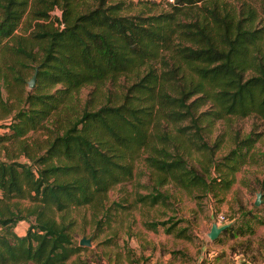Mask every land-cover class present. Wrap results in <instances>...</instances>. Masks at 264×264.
<instances>
[{"label": "trees", "instance_id": "16d2710c", "mask_svg": "<svg viewBox=\"0 0 264 264\" xmlns=\"http://www.w3.org/2000/svg\"><path fill=\"white\" fill-rule=\"evenodd\" d=\"M254 1L243 21L219 0H173L170 10L127 14L123 10L131 5L125 0H93L82 11H77L79 0H0L1 57L28 58L37 77L25 106L0 124L6 128L0 141L17 149L0 156V264H69L82 246L73 240L67 210L131 179L140 150L148 152L145 160L158 184L170 179L189 192L223 198L259 134L250 130L239 136L236 130L233 146L216 159L222 137L209 143L214 124L249 114L264 123V27L253 25L256 8L264 13V0ZM56 6L61 14L52 16ZM192 6L200 13L181 18ZM27 11L45 22L37 21L30 36H18ZM14 40L16 45L10 43ZM127 73L132 81L121 99L91 107L89 100L83 107L74 103L82 85ZM5 78L0 68V80ZM49 118L52 127L46 125ZM39 129L47 138L30 143L28 132ZM192 147L209 154L202 170L186 158ZM167 196L155 189L138 200L153 204ZM239 209L226 220L234 219L223 230L229 237L251 234L264 224V205ZM22 220L28 226L19 234L15 226Z\"/></svg>", "mask_w": 264, "mask_h": 264}, {"label": "rangeland", "instance_id": "374dc122", "mask_svg": "<svg viewBox=\"0 0 264 264\" xmlns=\"http://www.w3.org/2000/svg\"><path fill=\"white\" fill-rule=\"evenodd\" d=\"M93 0H79L77 11L84 10ZM130 7L123 13H137L144 9L149 12L158 13L162 10H170V3L165 0H125ZM227 7L234 9L239 17L245 21L246 6L251 4L256 7L254 0H219ZM33 10V7L30 9ZM60 7L50 10V14L60 15ZM256 18L253 25L264 27V13L256 8ZM31 11H27L16 29L18 36H30L35 29V23L45 22L43 19L34 18ZM200 8L192 6L184 9L180 17L193 19L200 13ZM47 19L46 21H48ZM15 41V42H14ZM10 41L15 43L16 40ZM0 68L5 72L6 78L0 80V92L3 103L0 102V124L10 120L11 115L25 106V96L33 92L37 86L35 75L34 85L28 84L33 75L32 63L28 58H21L18 62L4 61L0 54ZM133 75L123 74L115 79L107 80L99 85L84 84L74 92V103L79 107L89 104L98 105L100 102L119 100L126 85L132 81ZM76 101V102H75ZM52 118L46 125L52 127ZM169 127L172 128L171 124ZM6 131L0 127V132ZM238 130L239 136L250 130L258 132L259 138L255 141L249 151V159L234 173V181L230 188L223 193L221 200L212 195L211 192L202 193L198 190L187 191L176 185L172 180L158 184L156 172L147 165L145 157L146 150H140L133 161V177L113 185L107 192L95 198L92 203L72 205L66 213V220H71L70 232L73 240L82 248L71 255L68 263L85 264H203L213 254L211 250L203 248L206 240H209L207 232L212 221L218 223L219 215L226 220L240 213L239 206L245 209L251 208L256 192H261L264 205V123L255 114L247 116L230 115L218 120L209 136V143L219 135L222 140L219 147L215 149L213 158L220 159L233 146L232 135ZM223 134H222V133ZM28 141L36 139L44 142L47 138L46 130L28 132ZM33 138V139H32ZM6 146L5 148L2 147ZM13 155L17 152L15 146L9 141H0V156L5 151ZM207 151H197L194 147L191 154L186 158L190 164L202 170L205 163ZM20 160L25 156L19 154ZM263 183V186H260ZM155 189L165 192L167 199L162 197L158 202L150 204L138 200L140 194L155 192ZM20 204L27 205V199L19 200ZM255 206V205H254ZM257 206V207H259ZM234 220V219H233ZM231 220V223L232 221ZM166 221L165 224H157L156 228H149L146 222ZM228 222V221H227ZM173 225V232H166L165 227ZM223 224V223H220ZM28 226L27 221L22 220L15 226L19 234H23ZM179 229L184 232L181 236L175 235ZM258 241L264 242V233L256 234ZM255 236V237H256ZM88 238L90 243L82 245L81 238ZM255 254L259 253L257 245L254 246Z\"/></svg>", "mask_w": 264, "mask_h": 264}, {"label": "crops", "instance_id": "0c3cea01", "mask_svg": "<svg viewBox=\"0 0 264 264\" xmlns=\"http://www.w3.org/2000/svg\"><path fill=\"white\" fill-rule=\"evenodd\" d=\"M260 232L264 233V224L257 225L251 234L233 237L223 234L222 230L219 233L220 240H206L203 248L208 247L213 254L203 264H264V242L258 241L256 236ZM256 245L260 247L257 254L254 253L257 249L254 247ZM176 264L185 263L177 262Z\"/></svg>", "mask_w": 264, "mask_h": 264}, {"label": "water", "instance_id": "95a60500", "mask_svg": "<svg viewBox=\"0 0 264 264\" xmlns=\"http://www.w3.org/2000/svg\"><path fill=\"white\" fill-rule=\"evenodd\" d=\"M35 75H36V71L33 73L32 77L30 78V80L28 82V84L30 86L34 85ZM261 202H262L261 192L258 191V192H256V196H255V199L253 201V204L255 206H259L261 204ZM230 224H231V221L224 222L223 224H218L216 221H212L210 229L207 232V236L209 237V239L214 240L219 235V233L222 230H224L226 227H228ZM79 243L82 245H88L90 243V240L88 238L83 237L80 239Z\"/></svg>", "mask_w": 264, "mask_h": 264}, {"label": "built area", "instance_id": "2783aa9c", "mask_svg": "<svg viewBox=\"0 0 264 264\" xmlns=\"http://www.w3.org/2000/svg\"><path fill=\"white\" fill-rule=\"evenodd\" d=\"M166 2H173V0H165ZM226 221V219L224 218L223 215H219V219H218V222L219 223H224Z\"/></svg>", "mask_w": 264, "mask_h": 264}]
</instances>
